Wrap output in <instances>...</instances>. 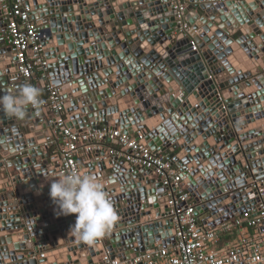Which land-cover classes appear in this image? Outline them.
Returning a JSON list of instances; mask_svg holds the SVG:
<instances>
[{"label":"water","instance_id":"obj_1","mask_svg":"<svg viewBox=\"0 0 264 264\" xmlns=\"http://www.w3.org/2000/svg\"><path fill=\"white\" fill-rule=\"evenodd\" d=\"M24 1L76 130L145 131L151 150L174 158L196 216L215 225L246 210L253 195L245 166L264 178V0H186V36L167 0ZM10 43L0 19V95L22 85ZM172 82L180 99L165 86ZM114 85L121 95L110 99ZM112 106L117 116L108 117ZM45 136L29 108L23 119L0 111V264H96L103 251L124 260L173 242L170 222L145 224L163 214L164 188L112 157L92 158L81 174L101 177L119 219L102 244L80 242L71 232L76 215H58L49 196L47 179L55 171L46 169L39 148Z\"/></svg>","mask_w":264,"mask_h":264},{"label":"built area","instance_id":"obj_2","mask_svg":"<svg viewBox=\"0 0 264 264\" xmlns=\"http://www.w3.org/2000/svg\"><path fill=\"white\" fill-rule=\"evenodd\" d=\"M167 3L173 11L178 32L186 36L190 31L185 20L186 0H167ZM0 19L11 39L10 52L20 83H31L42 89L41 109L38 113L31 107L29 110L33 120L44 128L46 136L39 148L55 174L59 177L73 171L81 174V168L92 158L102 162L112 157L124 160L133 169L144 170L148 178L165 190L163 214L145 224L170 222V230H167L172 232L173 242L166 246L156 243L151 249L124 260L112 259L110 253L103 251L97 255L96 264H264V178L259 179L250 165L245 166L246 184L253 197L246 200V210L221 224L211 225L207 218L200 221L201 217L196 216L197 205L174 158L169 153L151 150L146 143L147 132L138 130L127 135L109 126L78 131L71 125L64 109L62 90L49 76L41 34L25 1L0 0ZM190 43V52L196 53V45ZM174 98L180 99L181 93ZM246 156L247 153L243 158ZM222 236L232 237V241L218 248ZM103 240L98 243L102 244ZM165 240L169 241L170 236ZM42 258L40 255L39 259Z\"/></svg>","mask_w":264,"mask_h":264},{"label":"clouds","instance_id":"obj_3","mask_svg":"<svg viewBox=\"0 0 264 264\" xmlns=\"http://www.w3.org/2000/svg\"><path fill=\"white\" fill-rule=\"evenodd\" d=\"M42 89L31 83L18 86L15 93L0 95V111L10 118L23 119L31 107L37 113L44 101ZM49 196L58 208V215L75 214L71 232L80 242L95 245L108 235L119 217L104 182L97 174L78 171L52 180Z\"/></svg>","mask_w":264,"mask_h":264},{"label":"crops","instance_id":"obj_4","mask_svg":"<svg viewBox=\"0 0 264 264\" xmlns=\"http://www.w3.org/2000/svg\"><path fill=\"white\" fill-rule=\"evenodd\" d=\"M70 0H66L65 2H69ZM230 3H232L231 1H230ZM237 5H238V3H237ZM236 10H239L238 11V13H240V12H244L245 14H246V16L248 17V12H246V10H244V9H242L241 8V6H239L238 5V8L236 9ZM67 15V14H66ZM43 16V15H42ZM68 16V15H67ZM43 18V17H42ZM233 20H234V22H236V20H235V18H233ZM84 43H83V47L84 48H89L88 47V40H85V41H83ZM144 47H146V48H149V45L148 44H145V45H143ZM223 47L225 48V45H223ZM161 50V48H158L157 49V52H159ZM183 59V57H180L179 59H178V61H177V63L180 61V60H182ZM120 75V74H119ZM118 74L116 75V76H119ZM113 82L114 83H116L117 84V81L116 80H113ZM102 84L101 83H97V86H101ZM166 87L167 86H169V87H171V88H173V90H174V97H176L179 93H180V90H179V88H178V86L174 83V82H172V83H170L169 85L167 84V85H165ZM65 89V88H64ZM135 92V94H137V96L138 97H140L141 96V98H144V99H146L147 98V94L146 93H142V91H139V89H137L136 91H134ZM90 95L91 94H89L88 96H89V98H90ZM117 95H121V91H120V88H118V86L117 85H114L113 86V88H110L109 87V95H107L110 99H112V98H114V97H116ZM90 99H92V100H94V97L93 98H90ZM110 99H107L105 102H107V101H110ZM111 106V105H110ZM140 107V106H139ZM211 107V106H210ZM117 112H118V107L117 106H112L111 108L109 107V108H107V113H108V117H110V116H112L113 115V117H115V116H117ZM220 113V112H219ZM219 121V120H218ZM216 122H217V120H216ZM17 143H21V142H17ZM23 143V142H22ZM113 145H115V144H113ZM79 162L81 163V160H79ZM51 166H48V167H46V169L48 170L49 168H50ZM46 170V171H47ZM10 172V171H9ZM109 173V172H108ZM58 178H60L58 175H56V174H54V175H52V176H50L47 180H48V184H51V182H52V180H55V179H58ZM4 212V211H3ZM10 214V213H9ZM8 214V212H7V215H9ZM3 215H6L5 213L3 214ZM6 215V216H7ZM208 216L207 215H204L203 217H201V218H199V220L200 221H202L203 222V220H204V218H207ZM232 241V237H229V236H222L220 239H219V241H218V243H217V247L218 248H221V247H223L225 244H228V243H230ZM44 254H46L47 255V253L44 251L43 252ZM37 258L39 259V256H37Z\"/></svg>","mask_w":264,"mask_h":264}]
</instances>
